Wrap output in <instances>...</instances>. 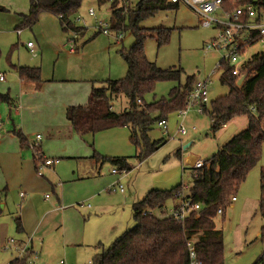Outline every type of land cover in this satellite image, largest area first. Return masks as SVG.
<instances>
[{"label":"rangeland","instance_id":"1","mask_svg":"<svg viewBox=\"0 0 264 264\" xmlns=\"http://www.w3.org/2000/svg\"><path fill=\"white\" fill-rule=\"evenodd\" d=\"M135 3L136 0H132L133 7ZM29 8V0H0V73L6 77V83H0V90L11 83L12 66L39 67L42 80L51 84V92L66 94L75 91V94H70L71 97L77 98V106L85 107L92 83L96 87H103L105 85L102 82L120 80L126 76L127 64L122 51L130 50L135 44V37L130 29L124 31L123 23L114 16L111 1L100 4L99 0H83L78 11L70 16L69 20L75 27L96 32L86 44L84 38H78L77 47L80 50L73 56H70L69 51L76 45L70 40V35L62 30L60 21L54 14L44 12L35 27H23L20 14H27ZM91 9L95 12L93 17L89 16ZM116 10L122 17L128 11L126 3L118 2ZM103 25L110 30L109 35H105L100 29ZM140 27L148 34L144 43L148 60L161 69L174 68L181 71L179 81L157 83L154 92L146 96L147 103L168 101L171 91L184 87L189 78H193L194 83L209 79L208 109L213 101L228 94V87L220 81L221 71L214 72L225 53L207 50L215 31L202 27L195 11L186 6L161 11L155 17L143 21ZM20 29L21 35H18ZM157 29L171 30L169 42L162 47L158 45ZM119 34L123 36L118 38L116 35ZM29 42L32 43L35 54L28 49ZM262 52L264 45H255L247 49L241 60H249ZM111 106L115 112H124L130 108V103L125 95H121L114 98ZM181 122L182 116L178 112L170 115L167 135L155 124L148 134V142L139 135L136 140L138 145L132 140L131 130L121 127L99 132L94 138L90 136L84 140L77 136L69 140L64 145L66 157L61 162L62 165L70 163L71 167H77V172L85 158H127L134 170L129 174L114 175L112 170L116 167L105 162L103 166L99 164L101 178L77 181L80 184L77 185V203L74 206H77L78 215L72 213L65 217L67 234L77 235L79 232L81 236H87L93 227L88 221L91 219L89 213L95 214L99 221L97 224L94 220L95 227L98 225L103 230L112 225H119L123 232L128 228L133 229L135 221L130 211L132 204L142 201L152 190L170 191L180 185L191 186L195 173L193 165L186 160L190 158L195 162L200 159L207 163L222 146L248 127V118L241 117L214 133L211 131L208 114L199 113L195 109L189 110L184 119L189 130L185 136L177 132ZM193 127H196V131H192ZM36 134L41 135L42 149L48 154L45 133H34V137ZM36 141L35 138L31 144ZM148 144L156 145V151L145 160H139L142 152L147 151ZM187 145L190 146L184 149ZM62 146L54 144L49 149L61 150ZM178 154H182L181 160L177 157ZM262 172L264 173V147L260 162L250 170L246 181L235 194L237 200L226 206L224 215L218 214L215 218L216 228L224 238L225 264H256L264 253V241L261 240L264 227V210H261ZM101 184L105 185L103 191H97L101 196L95 202L86 200L87 194ZM19 195L20 191L17 192L18 197ZM48 195L52 196V193L41 192L36 199L37 205H42ZM6 198L7 207L0 213V264H10L11 260L20 257L18 251L9 248L8 240H16L22 235L18 233L16 224L20 217L21 202L13 192L8 191ZM103 201L107 204L102 205V212L97 215L95 206ZM171 204H168L167 213ZM80 205L84 207L78 208ZM88 205L91 206L90 209L87 208ZM62 235L63 229L57 227L51 230L46 242H35L37 264H59L62 260L67 264H92L94 257L100 253L98 245L81 247L77 244L72 246L71 241L59 242L57 238ZM115 238L102 244L109 248Z\"/></svg>","mask_w":264,"mask_h":264},{"label":"trees","instance_id":"2","mask_svg":"<svg viewBox=\"0 0 264 264\" xmlns=\"http://www.w3.org/2000/svg\"><path fill=\"white\" fill-rule=\"evenodd\" d=\"M83 0H29L30 10L22 16L24 28L32 29L44 12H50L60 20L62 29L77 36L83 29L70 22ZM112 2L114 16L123 23L124 31L131 30L135 44L128 51H122L127 64V74L120 80H108L102 88L91 92L85 107H72L67 110V119L75 131L85 136L96 135L112 128H129L136 145L139 135L148 142V134L153 126L162 119L187 107L188 96L194 86L189 78L184 87L174 88L169 100L146 102V96L153 93L156 84L162 81H179L181 71L174 68L161 69L146 56L144 43L148 34L140 24L165 10H177L168 0H99L100 4ZM127 5V13L119 16L117 3ZM118 15V16H117ZM124 16V17H123ZM159 47L170 40L171 30L157 29ZM23 81L42 82L38 68H19ZM248 78L242 86L232 76L228 62L223 64L220 81L229 92L226 96L213 101L209 109L205 108L211 120V131L216 133L236 118L247 117L248 127L222 146L218 152L196 172L189 191L194 204L202 206L199 212H193L184 221L172 217L159 216L171 202L177 203V193L182 185L170 190H152L147 196L133 205L135 227L123 233L109 248H102L92 264H190L189 247L192 243L202 264H225V246L222 232L217 230L215 218L220 209L225 213L226 206L246 181L251 169L261 160L264 147V52L255 54L245 64ZM125 95L130 108L122 113L112 111L114 98ZM5 95L0 100L6 101ZM106 108V109H105ZM105 109V110H104ZM147 151L139 156L145 160L156 151V145L148 144ZM177 157L181 158V154ZM102 163L110 162L116 168L131 172L127 158H97ZM261 210H264V173L262 172ZM0 190V213L3 202ZM152 215H143L145 212ZM17 229L22 232L21 222L16 221ZM264 241V227L261 231ZM10 264H27L26 258H17ZM256 264H264V253Z\"/></svg>","mask_w":264,"mask_h":264},{"label":"crops","instance_id":"3","mask_svg":"<svg viewBox=\"0 0 264 264\" xmlns=\"http://www.w3.org/2000/svg\"><path fill=\"white\" fill-rule=\"evenodd\" d=\"M23 15L25 14H20L21 19ZM82 29V33L78 36L71 32H65L62 29L66 34L70 35V40H72V42L76 45L73 50L70 49V56L75 55L77 51L80 50V48L77 47L78 38H84L86 44L96 34L94 30L87 28ZM21 31L22 29L18 30V35H21ZM23 67L24 66H12V74L10 75L11 83L4 86V88L0 90V95L8 97L6 101L0 100V117L3 121V126L0 130V190L3 192L1 212L7 207L8 200L6 197L8 191L13 192L16 199L18 198L21 202L19 204L20 217L18 219L21 222L22 232L18 229L17 230L18 233H22V235L21 237L15 238L17 246L28 243L31 239L30 248L34 251L35 242L40 244L44 243V241L46 242L49 238L51 230L60 227L63 229V235L61 238H57L59 242L71 241L70 243H72V246L77 244V246L81 247L85 245H98L97 247L101 252L102 248H105V245L102 244L103 242L108 239H111L110 241H112L115 237L116 241L123 233L128 231L129 228L123 232L119 225H112L109 229L103 230L98 225L95 227V223L93 222L98 219L94 216L95 214L89 213V217H91V219L88 221L93 227L90 231H88L87 236H85L86 234L81 236L79 232L77 235L72 233L67 234V220L65 217L72 213L78 215V210L76 209L77 206H74L77 203V185L80 184H77V181L82 182L87 179L98 180L102 177L100 172L101 167L99 168V164L101 163L103 166L105 163H102L95 158H85L82 159L84 162L80 163L81 167H79L77 172V167H71L70 163L62 165L61 162L62 159L66 157L67 151L65 150L66 147L64 145H66L69 140L77 138V136L86 140L90 136L94 138L95 135H79L75 131L72 123L67 119V110L69 108L81 107L77 106V98L71 97L70 95L75 94V91H70L66 94H57L50 91L49 87L51 84L49 81H23L17 70ZM36 68L41 70L39 67ZM0 83H6L5 76L4 80L0 81ZM102 83L105 85V82ZM95 88L102 87H96L94 83H92L91 92ZM91 92L88 98V103ZM112 111L115 112L113 110V106ZM38 132L45 133V144L47 145V151L49 152L47 154L42 149L41 141L39 142L40 150L44 153V155L47 154L49 156L48 157L46 155L48 158L60 160L59 164L53 167H47L48 169H44L43 175H39L37 173V163L35 161L34 152L31 150V141L35 138L37 140V136L40 135L36 134V137H34V133ZM54 144H61L63 145V148H61V150H50L49 146ZM189 146L190 145L185 146L184 149H187ZM186 161L187 163H194V161L190 158ZM142 162L143 161H141V163ZM133 170L134 169L132 168V171ZM129 173L130 172L127 174ZM104 188V184L99 185L97 189H94L92 192L87 194L88 198H86V200L88 199L95 202L96 198L101 196L97 193L103 191ZM18 191H20L19 197L17 196ZM43 191L51 192L52 196H46L47 200L43 201L42 205H37L36 199ZM22 193H24V197L21 196ZM80 200L81 199L79 198L78 201ZM104 203L106 202H99L95 206L97 211L95 213L97 215L102 212V205ZM171 203L170 209L177 205L176 202ZM134 204H132L130 210L132 218V208ZM83 207V205H80L78 208ZM87 208L90 209L91 206L88 205ZM116 210L118 211L117 208ZM97 222V224H99V221ZM1 226L3 228L4 224ZM79 231H81V229ZM115 241H113L112 244ZM13 249L16 250L15 248ZM17 258L11 260L10 263ZM46 263L47 262L44 264Z\"/></svg>","mask_w":264,"mask_h":264},{"label":"built area","instance_id":"4","mask_svg":"<svg viewBox=\"0 0 264 264\" xmlns=\"http://www.w3.org/2000/svg\"><path fill=\"white\" fill-rule=\"evenodd\" d=\"M168 2L175 6H186L195 11L199 16V22L202 27L213 29L215 35L209 41L207 50L218 53H225L222 61L216 65L215 70L223 72L224 62H228L230 71L237 82L241 79H247L248 75L245 71V64L249 60L242 61L248 48L255 45H264V0H168ZM127 12H125L126 14ZM89 16H95L93 9L89 11ZM105 35H109V29L101 26ZM121 38L123 34L116 35ZM32 54H35L32 43L28 44ZM73 50V48H72ZM4 80V76L0 74V81ZM209 79L205 81H198L194 84L191 93L188 96L187 107L180 110L178 113L182 116V122L178 126V133L185 136L189 133L188 128L184 124V119L187 112L191 109L197 110L199 113H205V108L209 105ZM159 128L162 129L163 134H168V120L162 119L157 122ZM3 121L0 117V130L2 129ZM196 131V127L192 128ZM42 140L41 135L37 136V142L31 145L34 152L35 161L37 163V173L43 175V170L47 167H53L59 164V159L48 158L40 150L39 142ZM206 162L197 159L193 163L194 176L196 172L205 166ZM113 174H127V171L114 169ZM191 186H184L177 193V205L169 210H162L158 215L161 217H172L177 221L184 222L193 212H199L202 208L200 204H194L189 197ZM121 192L123 188L121 186ZM24 197V193L21 194ZM49 197V196H47ZM237 199L233 197L231 202ZM218 214L222 215L223 210L220 209ZM143 215H152L151 212H145ZM30 241L21 246H17L16 240L10 239L8 242L9 248H15L20 254L21 259L26 258L27 264H37L38 256L35 251L30 248ZM190 264H202L199 260L196 249L192 243L188 244ZM59 264H67L64 260Z\"/></svg>","mask_w":264,"mask_h":264},{"label":"water","instance_id":"5","mask_svg":"<svg viewBox=\"0 0 264 264\" xmlns=\"http://www.w3.org/2000/svg\"><path fill=\"white\" fill-rule=\"evenodd\" d=\"M244 81H245V79H241V80H239L238 83H237L238 86H242L243 83H244ZM189 164L193 165V162H191V163H189Z\"/></svg>","mask_w":264,"mask_h":264}]
</instances>
